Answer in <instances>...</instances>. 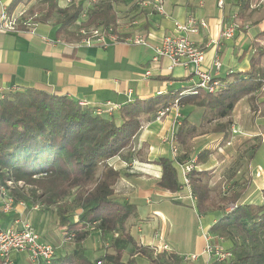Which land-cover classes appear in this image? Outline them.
Here are the masks:
<instances>
[{
	"label": "crops",
	"instance_id": "obj_1",
	"mask_svg": "<svg viewBox=\"0 0 264 264\" xmlns=\"http://www.w3.org/2000/svg\"><path fill=\"white\" fill-rule=\"evenodd\" d=\"M12 1L0 0V14L4 6L9 9ZM40 1L44 0L21 3L12 13L16 14L24 8L29 10ZM84 1L87 3V0ZM138 1L116 0L115 30L123 39L141 34L149 43L146 45L124 41L111 43L107 47L78 45L77 42L66 41L64 37L58 36L52 20L40 21L35 33L0 30V89L3 95L34 88L67 96L78 102L85 101L87 105L96 107L108 104L121 106L135 99L144 100L168 91L174 93L179 89L186 91L197 79L192 75V65L189 68L180 64L172 65L168 57H161L154 65L152 58L155 53L154 46L163 36L186 35V32L177 30L175 23L184 22L191 15L208 22V26L200 29L198 33H187L197 46L205 49L202 67L225 83L236 76L241 79L247 78L252 68V55L257 49L264 48V38L259 36L264 31V18L251 20V15L255 13L253 0L248 3L247 0H224V8L218 7L217 0H166L167 16L140 6ZM58 2L60 6L65 7V0ZM242 8L245 9L240 13ZM232 22L240 25L235 36L228 40L221 39L222 28ZM44 36L60 39L61 42L50 43L44 40ZM211 40H220V43L214 45ZM217 58L221 61L220 68L216 66ZM261 68L264 71V57ZM149 69L151 75L146 76ZM255 93L257 109L251 107L247 97L240 99L244 102L245 108L242 116L247 115L246 110L255 116L251 122L242 121L243 118L238 119L241 113L237 117L232 114L233 125L228 137L224 134L205 132L190 140L198 149L190 158L198 160L200 152L210 153L205 161H198L202 170L214 167L212 157L217 149L222 151L225 142L230 145L234 141H242L245 154L250 158L248 163L250 181L244 184L242 189L245 201L251 202L264 200V129L261 130L264 122L257 121L264 119V91L258 88ZM193 108L196 107L181 103V118L178 122L175 121L173 112L160 120L153 118L144 121L133 139L137 150L132 152L131 148L125 149L108 161L121 173L115 185V197L129 201L137 208L136 213L128 219L134 240L156 249L162 236L168 250L181 256L201 254L205 246L204 231L210 230L216 221L213 212L204 215L199 213L197 200H191L187 188L180 187L178 191L171 192L159 186L163 174L159 160L162 157L175 159L169 144L164 143L162 137L168 136L167 133L173 128L177 132L186 117V109ZM233 128L237 130L236 133L232 132ZM255 136L262 138L255 142L252 138ZM178 146L179 156H182L181 151L184 150ZM176 165L178 168V163ZM179 179L181 181V175ZM189 206L194 209L199 223L206 219L204 226L200 228L201 234L194 238L188 236V227L193 228V222L190 224L178 216L179 208L190 210ZM78 212L76 209L72 213V220H77ZM9 214L2 215L3 227L12 225L14 219L18 217H29L44 239L58 245L57 256H65L75 251L74 242L65 239V228L56 222L57 217L52 207L25 212L18 206L16 211ZM178 227L182 229L183 236H173V231ZM127 245L130 243L121 239L118 233L107 235L104 240L98 231L93 230L85 240V253L92 261H99L104 254L116 253L121 249L124 258V248L128 247ZM134 252L133 250L131 254ZM15 258L17 264H36L30 262L28 256L23 253L16 254ZM204 262L205 258L202 255L191 264Z\"/></svg>",
	"mask_w": 264,
	"mask_h": 264
},
{
	"label": "trees",
	"instance_id": "obj_2",
	"mask_svg": "<svg viewBox=\"0 0 264 264\" xmlns=\"http://www.w3.org/2000/svg\"><path fill=\"white\" fill-rule=\"evenodd\" d=\"M28 1L31 0H13L9 12ZM44 1L46 8L38 19L46 22L56 14L53 25L57 35L66 41L79 42L83 37L80 27L95 24L116 28V0H99L90 7L84 0L65 7L60 6L58 0ZM86 9L89 10L87 20L81 18ZM244 9H240V13ZM259 36L264 38V31ZM263 57L264 48L257 49L247 78L236 76L224 82L223 89L215 94L202 91L183 97L181 103L202 109L203 123L214 121L210 131L228 137L233 110L240 99L247 97L251 107L258 108L255 92L264 77ZM180 92L181 89L144 100L135 99L109 114H99L97 107L84 106L67 96L34 88L8 92L0 97V186L7 185L8 181H24L27 187L11 188V195L17 201L52 207L58 225L65 228V233L75 235V251L56 256L50 264H140L139 258H145L147 264H189L174 251L158 252L134 240L128 219L136 213V205L115 197V185L121 173L108 163L112 157L131 148L142 123L155 118L156 112L178 98ZM186 117L176 132L182 148L195 136L208 131L197 132V126ZM209 154L200 152L198 161H205ZM186 157L159 160L163 169L161 188L171 192L180 189L176 163L192 159ZM190 179L199 213L213 212L217 216L210 231L233 242L230 246L234 253L233 264H264V200L245 201L243 189L216 199L209 184L211 172L207 169L193 170ZM231 202L237 207L227 212L226 206ZM76 209L79 212L74 221L72 213ZM93 230L104 240L107 235L118 233L132 245L131 252H135L127 261L123 260L121 249L92 261L85 253V240Z\"/></svg>",
	"mask_w": 264,
	"mask_h": 264
},
{
	"label": "built area",
	"instance_id": "obj_3",
	"mask_svg": "<svg viewBox=\"0 0 264 264\" xmlns=\"http://www.w3.org/2000/svg\"><path fill=\"white\" fill-rule=\"evenodd\" d=\"M80 1L82 0H65V6L79 3ZM98 1L99 0H87V5L90 7ZM138 4L163 16L168 15L165 6L166 0H139ZM217 4L219 8H224V0H217ZM28 11L29 10L24 8L16 14H13L9 12L8 7L4 6L0 14V30L4 32L30 31L31 33H35L40 24V20L38 19L40 15L38 12L30 14ZM88 14L89 10H84L81 14V18L86 19ZM79 23L80 22H78V25ZM175 25L177 30L186 32V35L163 36L158 44L154 46L155 53L152 58V63L155 65L159 62L161 57H168L171 60L172 65L180 64L186 68H189L191 65L193 66L192 75L197 78L194 85L190 89L180 92L178 98L170 101L155 114V119L160 120L163 116L173 112L175 115V121L178 122L181 118L180 107L181 99L183 97L188 95H198L202 91L209 94H215L219 90H222L225 84L210 72L203 69L202 64L205 60V49L197 46L195 42L187 36V33H198L200 29L206 28L208 26L207 20L191 15L186 21L176 22ZM239 28L240 25L236 22L226 25L222 28L220 38L223 40L233 38ZM79 31L83 37L77 42L78 45H99L107 47L111 43H118L121 41L134 44H149L147 39L141 34H136L123 39L112 26H95L91 28L80 27ZM43 38L50 43L61 42L60 39H50L45 36ZM211 43L217 45L220 43V40H211ZM216 66L217 68H220L221 66L219 58L216 60ZM149 75H151L150 69L146 71V76ZM261 82L260 90L264 91V79H262ZM3 96V91L0 89V97ZM79 102L84 106L88 104L85 101ZM96 107L97 113L99 114H109L114 110L119 109V106L113 104ZM233 132L236 133L237 130L233 128ZM162 141L169 144L174 158H177L180 150L175 129L173 128L168 136L162 137ZM132 145L133 150H135L136 146L134 144ZM178 166L183 175L181 188H187L191 200L196 201L197 196L194 195L191 190L190 173L193 170H202L197 158L178 163ZM17 186L23 189L27 187L25 182L21 180L16 183L8 181L7 185L0 186V264H17L15 255L19 253L26 254L32 263L50 264L57 256L58 245L51 240L44 239L35 229L29 217L21 216L14 219L12 225L7 227L2 226V215L16 211L18 206L23 208L25 212L38 211L46 207L42 203L28 204L26 201H17L10 193L11 188ZM236 207L237 204L232 203L226 207V211L231 212ZM74 237L75 235L73 233H65V239L68 242H73ZM159 239V243L155 248L159 251L168 250L167 244L162 241V236H160ZM204 240L205 246L201 254L182 255L184 261H195L203 255L205 258L203 264H233V250L230 246L224 244V238L221 237V235L214 234L210 230H207L204 231ZM98 263L102 264V262Z\"/></svg>",
	"mask_w": 264,
	"mask_h": 264
},
{
	"label": "rangeland",
	"instance_id": "obj_4",
	"mask_svg": "<svg viewBox=\"0 0 264 264\" xmlns=\"http://www.w3.org/2000/svg\"><path fill=\"white\" fill-rule=\"evenodd\" d=\"M254 1V11L251 15V20L254 18H264V0H253ZM91 5V4H90ZM46 8V4L44 1H40L33 5L29 9L30 14H34L35 12H38L39 15L42 14L43 10ZM56 14L55 16L51 18L52 22L56 20ZM87 18V17H86ZM87 20V19H85ZM249 22H252L249 20ZM96 25L93 24L87 28L95 27ZM244 107V102L242 100L238 101V103L235 106L234 109V116H238L240 113V117L238 119L246 120L247 122H251V120L255 117L253 116L248 110H246V116H242L243 111L245 110ZM191 110V112H190ZM202 109L200 108H193V109H186L185 116L188 118V120L197 126V132H200L202 130H208L207 132L210 133V129L214 126V121L212 123H203L202 121ZM256 119V118H255ZM262 120L257 121H263L264 119L261 118ZM264 127L261 128L263 130ZM233 132V131H232ZM212 133V132H211ZM234 133V132H233ZM170 134L169 132L167 135ZM165 137V136H163ZM255 139V142H258V139H261L262 136H255L252 137ZM133 144V143H132ZM131 144V151L135 152L137 149L133 150ZM183 150L181 151L182 156H187V157H192L194 154L197 152V145H193L190 141L186 146L183 145ZM249 157L245 154L244 151V146L242 141H237L233 142L230 145L227 144V142L224 143V147L222 151H219L217 149L216 153L212 157V162L214 164V167H212L210 170H213L214 172L211 173V179L209 181L210 187L213 189V195L216 199L219 200V198H222L223 196H229L233 191H240L242 190L243 185L246 184L247 182L250 181L249 178V173H248V163H249ZM179 168V176L181 175V183L183 182V175L182 171ZM191 180V179H190ZM191 190H192V182H191ZM233 202L229 203L226 207H228L230 204ZM190 210L188 209H182L179 208V217L183 218L185 221L191 224L193 222V228L188 227V236H191L194 238V236L201 234V226H204V223L206 219L202 221V223H199L198 217L192 207H190ZM175 209V208H174ZM229 211V210H228ZM215 212V211H214ZM230 212V211H229ZM10 215V214H7ZM214 217H217L213 213ZM173 230V229H172ZM173 236H183L182 235V229L181 228H176L173 231ZM221 237L224 238V244L226 246L232 245V241L226 238V236L221 235ZM128 247L124 248V258L123 259H128L131 255V250H132V245H127ZM140 264H147L148 261L145 258H139L138 259ZM188 263H192V261H189Z\"/></svg>",
	"mask_w": 264,
	"mask_h": 264
}]
</instances>
